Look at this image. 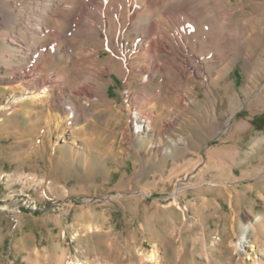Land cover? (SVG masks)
Returning a JSON list of instances; mask_svg holds the SVG:
<instances>
[{
	"label": "rangeland",
	"instance_id": "rangeland-1",
	"mask_svg": "<svg viewBox=\"0 0 264 264\" xmlns=\"http://www.w3.org/2000/svg\"><path fill=\"white\" fill-rule=\"evenodd\" d=\"M198 1L197 22L179 21L184 48L176 49L186 55L216 45L220 10L231 11L228 92L205 83L217 76L216 59L188 85L187 105L159 77L127 80L112 71L99 80L84 71L95 96L84 99L86 116L63 117L62 129L46 89L33 104L5 110L26 95L14 76L27 59L10 39L20 25L0 14V264H137L154 248L168 264H228L241 233L264 212V0ZM109 54L101 50L96 64ZM76 71L69 63L70 79ZM143 97L152 127L131 121ZM215 122L226 131L208 127Z\"/></svg>",
	"mask_w": 264,
	"mask_h": 264
},
{
	"label": "bare ground",
	"instance_id": "bare-ground-1",
	"mask_svg": "<svg viewBox=\"0 0 264 264\" xmlns=\"http://www.w3.org/2000/svg\"><path fill=\"white\" fill-rule=\"evenodd\" d=\"M199 3L198 0H0L2 21L10 20L13 25H20L18 32L10 36L11 41L16 43L14 51L19 59H27L14 76L26 95L9 100L5 110H15L24 102L33 104L35 98L44 96L39 95L40 90L46 89L48 92L44 97L53 101L49 107L56 112V123L62 129V118H72L69 123L84 118L88 110L84 99L89 101L95 96L92 90L95 87L91 88L93 83L89 76H82L84 71L97 73L95 77L99 80H102L103 74L112 71L127 80L142 74H147L146 81L159 77L158 84L163 85L166 81V92L173 94L174 100L187 105L188 85L195 78H204V72L211 68L212 59H216L214 67H218L217 76L208 77L205 83L217 95L228 92L230 83L225 77L229 68L227 61L231 57L232 36L225 21L231 19V11L226 8L220 10L221 23L215 26L217 32H213L216 33V45L206 43L207 49L202 48L198 52L193 46L186 55L176 49V46H183L179 21L184 16L192 23L197 22ZM201 4L207 6L208 0H202ZM21 9L26 10L23 17L20 16ZM204 17L208 20L207 15ZM214 30L212 25L209 31ZM104 31L109 35L103 38L101 32ZM76 35L79 39L74 42L70 37ZM105 48L110 49L107 62L98 66L100 51ZM72 62L77 71L70 79L67 69ZM221 80L222 84L218 87ZM146 103L148 100L145 97L138 101L131 121L138 126L146 121L152 127V116L143 112ZM193 115L192 127L198 131L200 119L195 113ZM208 127L226 131V126L216 122ZM216 162L218 166L222 165L224 156H216ZM229 169L232 171L233 168ZM257 219L254 224L248 223V228L241 233L244 239L235 244V249L227 258L228 264H264V243L258 245L259 234L264 232V212ZM237 224L235 217L231 219L233 231ZM206 259V264H211L210 259ZM137 264L168 263L164 254L154 248L149 254H142Z\"/></svg>",
	"mask_w": 264,
	"mask_h": 264
},
{
	"label": "flooded vegetation",
	"instance_id": "flooded-vegetation-1",
	"mask_svg": "<svg viewBox=\"0 0 264 264\" xmlns=\"http://www.w3.org/2000/svg\"><path fill=\"white\" fill-rule=\"evenodd\" d=\"M263 122H264V119H263Z\"/></svg>",
	"mask_w": 264,
	"mask_h": 264
}]
</instances>
